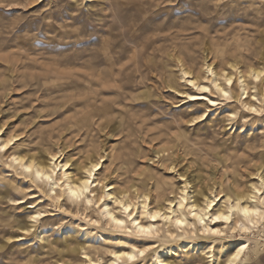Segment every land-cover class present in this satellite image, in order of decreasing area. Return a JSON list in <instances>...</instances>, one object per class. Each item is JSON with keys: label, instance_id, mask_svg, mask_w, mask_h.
<instances>
[{"label": "rangeland", "instance_id": "rangeland-1", "mask_svg": "<svg viewBox=\"0 0 264 264\" xmlns=\"http://www.w3.org/2000/svg\"><path fill=\"white\" fill-rule=\"evenodd\" d=\"M174 32L178 51L192 53L197 70L203 39L257 64L264 0H0V126L19 136L16 148L30 155L63 150L74 164L106 155L103 183L118 190L149 184L161 202L180 182L243 183L249 160L264 153V125L251 116L230 124L222 106L197 119L202 106L181 102L168 87L180 82L177 63L167 56ZM1 155L0 264H62L58 251L82 242V231L93 248L120 241L141 247L139 237L108 233L103 221L90 224L97 205L53 203L47 188L22 178ZM30 206L43 215L21 236L16 224L27 222ZM80 258L73 255V264ZM200 259L182 251L176 264H205ZM247 263L264 264V253Z\"/></svg>", "mask_w": 264, "mask_h": 264}, {"label": "bare ground", "instance_id": "bare-ground-1", "mask_svg": "<svg viewBox=\"0 0 264 264\" xmlns=\"http://www.w3.org/2000/svg\"><path fill=\"white\" fill-rule=\"evenodd\" d=\"M172 28L174 25L169 29ZM176 34V32L172 34L169 45L171 53L167 52V56L177 63L179 80H175L180 82L178 86L168 87L178 98H181V102L199 103L202 106L203 110L197 119L208 118L210 116L208 113L222 106L228 109L225 118L230 124H234V120L238 118L244 119L246 116H251L253 122H262L264 125V35L260 37L254 53L257 64L249 60L246 62L248 56H242L238 51L229 54L226 47L221 48L207 39L201 40L198 44L203 59L197 70L192 53L178 51L175 43ZM159 76L161 81L167 79L165 74H159ZM89 123H91L90 120ZM98 126L102 125L98 124ZM3 129L4 125H1V156L6 155L5 159L8 160L9 167L18 171L22 178L28 179L31 183H40L47 188L48 197L53 203H60L62 200L63 206L67 205L68 208L74 206L75 209L92 208L97 205L98 219L91 220V217L88 219L90 224L99 225L103 221L104 226L108 228V233L130 234L144 241L141 247H137L130 241H120L111 248H93L89 240L90 233L88 235L86 231H82V237L84 236V240L81 239L82 242L74 240L75 242L72 243L71 241V246L68 245L65 250L58 251L59 261L62 264H73L75 254L81 255L80 264H176L179 253L187 250L196 251L205 264H245L264 253L263 152L257 155V161L249 160L245 168L247 180L243 183L237 184L232 181L228 183V187L224 188L221 181H214V185L207 188L199 187L191 181L180 182L176 192L171 193L170 198L166 195L161 202L149 184H143L142 189H139L137 185H131L127 189L118 190L112 183H105V181L103 183L98 176L104 168L106 155H89L78 164H74L72 159L66 157L63 150V152L61 150L55 153L47 152L45 157L30 155L16 148L19 136L9 135ZM170 169L173 170V167L171 166ZM177 177L182 179L183 176L177 175ZM11 201L14 202V200ZM31 206L27 208L33 209L27 216V222L16 224L21 236L29 235L35 230L38 220L43 215L42 212L34 209L36 207L31 208ZM244 207L255 209L258 214L245 216ZM217 215L228 216L229 219H215ZM141 229H147V231L144 232ZM41 232L39 239L44 242L43 240L46 241V239L42 237ZM18 237L20 235L15 238ZM153 239L156 241H152ZM240 249L243 250L240 251ZM237 253H239L238 258L233 259Z\"/></svg>", "mask_w": 264, "mask_h": 264}, {"label": "snow or ice", "instance_id": "snow-or-ice-1", "mask_svg": "<svg viewBox=\"0 0 264 264\" xmlns=\"http://www.w3.org/2000/svg\"><path fill=\"white\" fill-rule=\"evenodd\" d=\"M229 83H231V81H229ZM45 179H47V177H45ZM74 195H75V193H74ZM209 207H211V205H209ZM126 211H127V209H125ZM243 214L245 215V216H251V215H257L258 213H257V211L255 210V209H252V208H249V207H244L243 208ZM155 218V217H154ZM215 219H218V220H228L229 219V217L228 216H224V215H217L216 217H215ZM118 224L120 223V221H116ZM237 227H239V225H237ZM141 231H144V232H146L147 231V229H141ZM243 249H240V251H242ZM238 256H239V253H237V255L235 256V257H233V259H236V258H238ZM130 259H131V257H129Z\"/></svg>", "mask_w": 264, "mask_h": 264}, {"label": "crops", "instance_id": "crops-1", "mask_svg": "<svg viewBox=\"0 0 264 264\" xmlns=\"http://www.w3.org/2000/svg\"><path fill=\"white\" fill-rule=\"evenodd\" d=\"M256 260V259H255ZM255 260H253V261H255ZM252 262V261H251ZM251 262H249V263H251ZM246 264H248V263H246Z\"/></svg>", "mask_w": 264, "mask_h": 264}]
</instances>
